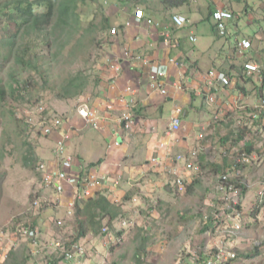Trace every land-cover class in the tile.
I'll use <instances>...</instances> for the list:
<instances>
[{"label": "rangeland", "instance_id": "obj_1", "mask_svg": "<svg viewBox=\"0 0 264 264\" xmlns=\"http://www.w3.org/2000/svg\"><path fill=\"white\" fill-rule=\"evenodd\" d=\"M100 1L104 9L102 10L100 6L86 7L83 12L87 14V18L92 19L96 13L114 16V10H111L114 0ZM150 1L151 4H157L160 0ZM122 3L124 6L127 5L125 1ZM260 3L255 0H241L239 3L235 1L236 5L232 6L231 11L234 14V21L228 25L229 35L231 32L233 35V31L238 29L240 21L248 25L246 26L248 30L254 29L253 32L257 30L260 24L258 17ZM137 7L133 5L132 10ZM159 8L158 4L156 9ZM172 16L162 17L160 23L171 24ZM111 22L114 23V18H111ZM115 28L117 34L113 32L112 25V28L102 35L96 47L92 46L74 57H69V51L61 58L50 55L49 65L45 67L49 70L48 84L44 80L39 84L30 83L26 86L22 79H19L22 82L24 98L15 99L8 89V97L4 102L0 101V264H49L53 258L50 256H60L55 249H51V246L48 249L34 248L32 242L19 232V228L23 226H35L42 246L59 240L68 247L74 246L71 250H75L74 243L78 236L76 220L61 214L58 204L45 203L46 199L51 198L52 193L42 189L39 166L54 153L61 140L57 143L53 140V145L51 136L44 135L43 128L45 122L48 123L53 118L63 119L71 110H78L86 103L82 97L73 100L61 99L59 89L63 80L79 71L90 76L96 71L95 74L99 77L98 70L110 64L108 61L112 56L114 38L120 34V28ZM209 28L211 30V26ZM14 32L13 26L0 19V39L4 40ZM229 35L225 38L232 36ZM227 41L229 43L226 45L229 48L219 49L217 58L222 61L221 66H224L230 86L235 84L233 90L236 93L243 92L246 95L250 93L251 97L256 98L253 106L246 107L250 111L247 114L243 111L238 112V117L234 120L238 125V136L242 128L246 129L244 138L251 141L238 139L237 133L232 130V136L238 139L239 145L236 147L238 151L232 148L229 151L226 149L209 153L215 163L217 161L224 163L225 160L229 162L225 167L227 169L215 170L211 165L209 168H202L201 172L194 173L191 177L184 174L187 180L185 193L175 189V172L178 166L171 164L163 177L165 194L157 187H153L149 194H138L139 200L135 202L136 196L133 198L134 207L127 211L126 216L120 217L118 225L110 227L105 221L100 235H89L81 240L86 248L85 257L72 262L63 259L58 264H176L186 247L199 250L210 241L205 217H213L214 211L221 208L220 195L217 192L218 180L227 173L233 174V178L239 182L246 183H243L246 194L242 204L245 220L243 234L238 239L237 252L245 256L251 253L257 255L252 259L240 257L233 264H264V197L259 196V190L264 188V114H261L258 120L253 118L264 98V84H261L259 79L256 82L251 76L258 75V78L264 79V59L259 57L261 53L256 57L247 58L246 53L240 52L230 39ZM234 51L236 54H233ZM256 58L262 60V64L258 66L260 72L246 71L245 65L254 63ZM4 63L1 59L0 65ZM192 66L200 69L204 65L197 61ZM206 67L210 70L208 71ZM206 67L205 74L214 69V66ZM10 72L11 69L7 66L0 73V78L7 84L10 83ZM23 74L22 78L30 76L40 80L38 73ZM208 95L215 98V101L209 104L216 103L217 96ZM203 100L207 102V96H203ZM252 109L254 113L251 115ZM249 142L252 149L247 147ZM242 153L248 154L250 163L238 166L237 161ZM193 155L196 154L188 155L190 161H193L191 159ZM88 160L96 161L97 157L89 156ZM154 160V163H160L158 159ZM144 180L145 178H139L137 183H143ZM38 199L45 204L36 207L35 201ZM257 209L259 213L254 218L253 212ZM59 220L65 221V227L59 228L57 225ZM124 221L129 222V227L123 226Z\"/></svg>", "mask_w": 264, "mask_h": 264}, {"label": "crops", "instance_id": "obj_2", "mask_svg": "<svg viewBox=\"0 0 264 264\" xmlns=\"http://www.w3.org/2000/svg\"><path fill=\"white\" fill-rule=\"evenodd\" d=\"M123 1L127 5L124 6ZM235 1L239 3L241 0H160L157 4H151L150 0H114L111 8L114 16L109 17L114 18L112 25L114 29L120 28V34L114 38L110 64L98 70L100 82L96 93L82 97L95 113L97 126L83 119L74 109L63 118V131L51 135L54 145V141L57 143L69 134L66 152L81 163L88 175L97 177L89 197L104 191L111 202L122 203L126 213L134 207L133 198L136 196L135 202L139 200L138 194H149L153 187L165 194L163 177L171 164L178 166V172L184 178L194 174L185 172L183 163L176 161L178 156H185L190 161L188 155L195 153L191 162L204 169L213 164L223 166V163L211 159V152L236 150L239 143L235 138L239 136L234 120L240 111L247 114L250 109L246 107L253 106L256 98L250 93H236L233 90L235 84L227 88L211 85L209 74H225L222 61L217 57L219 49L229 48L227 39L236 46V40H250L253 43L252 49L246 52L247 58L261 53L259 57L264 59V0H255L261 2L258 11L260 24L256 32L248 30V25L240 21L231 37L221 38L213 12L220 9L232 11ZM158 4L160 8L156 9ZM133 5L138 6L134 11ZM139 8L145 12V18L140 21L135 18ZM171 15H182L188 22L182 28H177L172 20L171 24L160 23L162 17ZM149 20L153 24H149ZM260 58L254 59L259 67L262 64ZM197 61L204 66L200 69L193 67ZM143 62L150 63L151 67ZM159 66L164 74L160 84L161 89L167 90L165 95L149 77L150 71ZM206 66H214V69L205 74ZM251 76L264 84L263 78ZM208 94L217 96L216 103L210 105L203 100ZM253 113L252 109L251 115ZM128 115L133 116L132 121L125 120ZM177 117L181 120V128L173 131L172 123ZM232 130L237 133L234 137ZM89 156L97 157V160L89 161ZM53 159L54 153L47 162ZM154 159L160 163H154ZM99 161L98 167H91ZM139 178H145L144 182L137 183ZM48 191L53 198L54 190ZM74 193L73 189H68L55 197L61 214L68 215L70 205L76 202ZM127 195L132 198L125 202Z\"/></svg>", "mask_w": 264, "mask_h": 264}, {"label": "trees", "instance_id": "obj_3", "mask_svg": "<svg viewBox=\"0 0 264 264\" xmlns=\"http://www.w3.org/2000/svg\"><path fill=\"white\" fill-rule=\"evenodd\" d=\"M88 6H100L102 10L104 9L100 0H0V19L15 28L14 33L4 40L0 39V60L5 62L4 65H0V73L7 66L11 69L9 84L0 78L1 102H4L8 97V89L15 99L22 100L24 98L22 82L19 79H22L26 86H29L30 83L39 84L44 80L48 84L47 73L49 75V70L45 67L49 65L50 55L61 58L69 51V57H74L81 51L85 52L86 49L98 45L102 35L112 28L111 18L97 13L92 19L87 18V14H84L83 11ZM23 72L38 73L40 80L30 76L22 78ZM95 72L93 76H90L79 71L63 80L61 89H59L60 98L73 100L96 91L100 80ZM92 86L96 87L91 88ZM245 133L246 129L242 128L239 131L238 139L244 138ZM238 139L235 140L238 141ZM247 147L252 149V145ZM225 162L223 166L218 164L212 166L215 170L227 169L225 168L227 161L225 160ZM100 164L101 161L92 164L91 167H98ZM245 194L244 188V196ZM131 198L132 195H127L124 201ZM42 204L45 203L41 202L39 206ZM258 213V209L253 212L254 218ZM126 214L123 204L111 202L104 191L95 193L87 200L77 201L71 216L73 220H76L78 232L74 244L77 245L89 235H100L105 221L110 227L118 225L120 217L126 216ZM67 217L70 216L67 215ZM62 221L64 224L59 228L66 225L65 221ZM205 226L208 229V225L205 224ZM25 227L35 228V226ZM63 244L66 250H71L74 247H71L72 245L68 247L64 242ZM33 247L35 248L34 245ZM56 253H59L60 256H50L53 258L49 264H58L59 261L65 259L64 253ZM240 257L252 259L257 255L251 253L245 256L238 253L237 259L231 264L238 261Z\"/></svg>", "mask_w": 264, "mask_h": 264}, {"label": "built area", "instance_id": "obj_4", "mask_svg": "<svg viewBox=\"0 0 264 264\" xmlns=\"http://www.w3.org/2000/svg\"><path fill=\"white\" fill-rule=\"evenodd\" d=\"M108 2L109 0H104ZM135 18L137 20H143L145 18V12L139 8L135 12ZM213 20L216 25V29L221 37H227L229 35L228 25L234 21V14L230 10L220 9L213 12ZM172 22L177 28L184 27L188 20L182 15H173ZM149 24H153L152 20L148 21ZM113 32L117 34V30L113 29ZM195 41V38H192ZM237 47L241 52H248L252 47V42L248 39H242L237 41ZM252 49V48H251ZM140 60V57H138ZM144 65L149 66L150 63L143 62ZM151 67V65L149 66ZM159 66L157 70L150 71L149 77L154 86L161 89L160 79L164 75L160 72ZM246 71L260 72V68L255 63H247L245 65ZM210 84L219 88H227L230 86L229 78L223 73L211 72ZM162 94H167V90L161 89ZM214 97H207V102H214ZM79 115L89 122H94L97 126V121L94 118L95 113L91 110L87 104H82L78 109ZM264 114V98L260 105H258V111L253 115V118L258 120L260 115ZM133 116L128 115L125 117L127 122L132 121ZM65 121L61 118H53L48 123L45 122L43 133L46 136H51L55 132H62ZM181 128V120L177 117L173 120V131H179ZM70 139L69 134H65L63 140H61L54 151V159L49 162L41 163L39 166V172L42 177V189L47 191L54 190V197L46 199L45 203L51 202L57 204L58 201L55 197L64 194L68 189L74 190L76 202L70 205L68 216L73 215V211L77 201L82 198L89 197L93 185L96 183V176L85 175L84 168L81 163L71 154L66 152L67 141ZM155 161V160H154ZM176 161L183 163L185 172L199 173L201 172V166L189 161L185 156H178ZM250 163V157L247 153H242L237 161V165H245ZM177 179L175 180L176 190L185 193L187 190V180L184 178L178 170L175 172ZM241 181V180H240ZM239 182L238 179L233 178V174L227 173L222 175L218 180L217 192L220 195L221 208H218L213 213V217H205V224L208 225L207 236L210 241L205 246L200 247L199 250L192 248H185L180 254L179 260L176 264H231L237 259V246L238 239L243 234L244 217L245 213L242 210V204L244 201V183ZM259 196L264 197V188L259 191ZM42 202L41 199L35 201V206L38 207ZM63 221L57 222L58 226H63ZM129 222L124 221L123 226L129 227ZM19 232L31 240L36 249L45 248L55 249L56 252H62L65 255L67 261H77L78 258H83L86 255V248L81 242L75 246V250H66L62 241L54 240L52 244L41 245L39 242V232L36 228H19Z\"/></svg>", "mask_w": 264, "mask_h": 264}]
</instances>
